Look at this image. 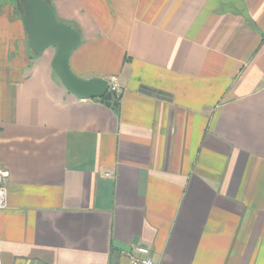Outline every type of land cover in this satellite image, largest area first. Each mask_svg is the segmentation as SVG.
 I'll return each mask as SVG.
<instances>
[{
	"label": "crops",
	"instance_id": "crops-1",
	"mask_svg": "<svg viewBox=\"0 0 264 264\" xmlns=\"http://www.w3.org/2000/svg\"><path fill=\"white\" fill-rule=\"evenodd\" d=\"M50 1L119 101L70 93L0 1V264H264V0Z\"/></svg>",
	"mask_w": 264,
	"mask_h": 264
},
{
	"label": "water",
	"instance_id": "water-1",
	"mask_svg": "<svg viewBox=\"0 0 264 264\" xmlns=\"http://www.w3.org/2000/svg\"><path fill=\"white\" fill-rule=\"evenodd\" d=\"M17 3L25 25L28 44L35 55H41L47 48L56 49L52 68L58 74L64 87L81 99L103 98L108 105H116L119 93L109 90L107 78L83 79L70 67L72 53L82 41V35L74 25L61 21L50 0H14ZM21 2V4H20ZM114 247L130 252L132 247L114 241Z\"/></svg>",
	"mask_w": 264,
	"mask_h": 264
},
{
	"label": "built area",
	"instance_id": "built-area-1",
	"mask_svg": "<svg viewBox=\"0 0 264 264\" xmlns=\"http://www.w3.org/2000/svg\"><path fill=\"white\" fill-rule=\"evenodd\" d=\"M109 81V90L120 92L121 85L117 76L112 75L107 78ZM10 178V171L8 168L0 164V210L5 208L8 203V182ZM122 253L129 259L132 264H154L153 260L148 256L150 249L147 247L132 248L130 252L122 251ZM145 255V257H142ZM34 264H44L37 261Z\"/></svg>",
	"mask_w": 264,
	"mask_h": 264
},
{
	"label": "trees",
	"instance_id": "trees-1",
	"mask_svg": "<svg viewBox=\"0 0 264 264\" xmlns=\"http://www.w3.org/2000/svg\"><path fill=\"white\" fill-rule=\"evenodd\" d=\"M75 26V25H74ZM78 30H80L77 26H75ZM117 101H119V98H118V100Z\"/></svg>",
	"mask_w": 264,
	"mask_h": 264
},
{
	"label": "rangeland",
	"instance_id": "rangeland-1",
	"mask_svg": "<svg viewBox=\"0 0 264 264\" xmlns=\"http://www.w3.org/2000/svg\"><path fill=\"white\" fill-rule=\"evenodd\" d=\"M0 1H2V0H0ZM8 1V0H7ZM20 12V11H19ZM21 15V14H20Z\"/></svg>",
	"mask_w": 264,
	"mask_h": 264
},
{
	"label": "flooded vegetation",
	"instance_id": "flooded-vegetation-1",
	"mask_svg": "<svg viewBox=\"0 0 264 264\" xmlns=\"http://www.w3.org/2000/svg\"><path fill=\"white\" fill-rule=\"evenodd\" d=\"M20 4H21V2H20Z\"/></svg>",
	"mask_w": 264,
	"mask_h": 264
}]
</instances>
